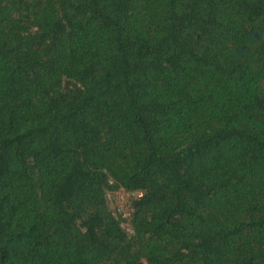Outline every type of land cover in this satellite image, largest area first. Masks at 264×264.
<instances>
[{
  "label": "trees",
  "instance_id": "1",
  "mask_svg": "<svg viewBox=\"0 0 264 264\" xmlns=\"http://www.w3.org/2000/svg\"><path fill=\"white\" fill-rule=\"evenodd\" d=\"M0 264H264V0H0Z\"/></svg>",
  "mask_w": 264,
  "mask_h": 264
},
{
  "label": "built area",
  "instance_id": "2",
  "mask_svg": "<svg viewBox=\"0 0 264 264\" xmlns=\"http://www.w3.org/2000/svg\"><path fill=\"white\" fill-rule=\"evenodd\" d=\"M119 190H121L120 195L122 196V200L115 198L113 196L114 191H112V190L109 191L107 193V195L113 196L112 198H113V202H114V205H113L114 210L117 213L121 214L122 216L126 217L129 215L130 210H132V206L130 205L132 197L141 195V192L140 191L133 192V191L125 190L123 187H119L118 191Z\"/></svg>",
  "mask_w": 264,
  "mask_h": 264
},
{
  "label": "rangeland",
  "instance_id": "3",
  "mask_svg": "<svg viewBox=\"0 0 264 264\" xmlns=\"http://www.w3.org/2000/svg\"><path fill=\"white\" fill-rule=\"evenodd\" d=\"M112 191H114V197L115 198H117V199H119V200H122V196L120 195V193H121V190H119L118 191V188H116V189H114V190H112ZM108 196V195H107ZM113 196H108V198H109V200H110V202H111V204L112 205H114V202H113ZM129 196V195H128ZM128 198V197H127Z\"/></svg>",
  "mask_w": 264,
  "mask_h": 264
}]
</instances>
